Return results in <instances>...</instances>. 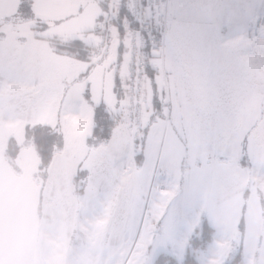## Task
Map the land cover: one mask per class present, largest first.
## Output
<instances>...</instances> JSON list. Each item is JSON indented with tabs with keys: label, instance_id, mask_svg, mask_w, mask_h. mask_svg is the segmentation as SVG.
Masks as SVG:
<instances>
[{
	"label": "snow or ice",
	"instance_id": "snow-or-ice-1",
	"mask_svg": "<svg viewBox=\"0 0 264 264\" xmlns=\"http://www.w3.org/2000/svg\"><path fill=\"white\" fill-rule=\"evenodd\" d=\"M252 91L264 94V0H0V113L49 128L90 116L111 141L127 99L125 158L151 169L144 210L172 191L169 149L207 150Z\"/></svg>",
	"mask_w": 264,
	"mask_h": 264
},
{
	"label": "crops",
	"instance_id": "crops-1",
	"mask_svg": "<svg viewBox=\"0 0 264 264\" xmlns=\"http://www.w3.org/2000/svg\"><path fill=\"white\" fill-rule=\"evenodd\" d=\"M95 41L96 37L92 45ZM263 106L264 94L250 92L235 111L230 130L207 150L193 147L188 154L192 156V164L175 166L178 174L172 179V182L176 179L179 187L188 184L189 213L195 218L193 222L199 226L205 218L215 229V243L222 240L213 247L236 242L244 258L242 264H261L259 257L264 255V211L254 195L261 190L257 178L264 175V119L259 124V133L256 127ZM122 121H125V101L113 140L93 148L94 151L88 145L92 128L90 116L87 120L74 117L69 127L55 128L62 138V153L44 170L39 169V159L31 148L35 158L32 168L37 172L35 180L12 167L6 149L16 135L25 139L27 125H48L51 121L12 110L0 113V264H60L67 242L75 238L92 241L110 237L109 232L98 229V225L105 226L106 219L120 210L121 203L110 194L119 190L124 195L130 191V184L138 182L140 173L131 157L125 158L124 145L130 140ZM245 138L251 139V143L248 142L249 168L241 159ZM202 157H211L216 163L204 165ZM78 173L86 177L82 193L88 187L101 197L98 208L94 209L89 197L81 204L78 201ZM177 176H180L178 180ZM89 208L94 209L92 215L87 212ZM120 211L125 223L130 211Z\"/></svg>",
	"mask_w": 264,
	"mask_h": 264
},
{
	"label": "rangeland",
	"instance_id": "rangeland-1",
	"mask_svg": "<svg viewBox=\"0 0 264 264\" xmlns=\"http://www.w3.org/2000/svg\"><path fill=\"white\" fill-rule=\"evenodd\" d=\"M87 26L89 28L92 26L90 17L88 18ZM77 35L82 37L85 44H93L94 42L95 36H92L88 32H81ZM69 39L71 37L62 34L57 37V40L64 42H67ZM258 115L261 120H258L256 123V127H259L257 133L260 132L261 126L259 124L264 119V106L263 111H260ZM162 131L163 129H160L157 132L158 136ZM15 140L17 145L25 142V139H21L20 135H16ZM248 142L251 143L250 138L245 143L246 155H248L250 146ZM243 145L242 150L244 148ZM18 153L19 151L12 157L10 156V164L18 172L31 176L36 180L37 172L35 173L36 170L32 168V162L35 158L31 147L24 146L17 156ZM188 154L189 152L183 155L182 152H177L175 148L169 149V163L173 166V175L176 176V173L178 174L175 166L178 164L181 155L185 156L183 165L187 166L188 164H192V156L190 155L189 157ZM78 157H80L79 154L76 160H74V168L78 163ZM241 159H243V156ZM82 162H84L85 166L87 165V162ZM202 162L206 165L216 163V160L211 157H202ZM203 164L201 165L203 166ZM246 166L249 168L248 163ZM183 169L185 170L186 168ZM138 170L140 172L138 173L139 180L135 185L130 184L132 186L130 191L124 192V195L119 190L110 194L111 198L121 203L120 210L127 209L130 211V215H127L125 223L124 217H122L121 211L119 210L114 216L106 219L105 226L98 225L100 231L106 230V232L110 233L109 238L102 236L103 239L95 238L92 241L75 238L67 242L66 254L64 259H60V264H153L155 259L161 254L174 256L181 264L187 251L188 239L192 235V232L199 227L193 222L195 218L189 213L191 209L188 200V184H181V187H179L175 184V179L171 185L172 191L161 193V195L166 197V200L162 203H155L151 202V197L149 196L150 206L147 210H144V196L147 183L143 178L146 175H151V169L149 168L147 172L142 168H138ZM179 177L177 176V180ZM85 180L86 177H77L76 179L77 199L81 204L85 197H89L94 209H96L100 206L101 197L97 196L96 192L90 190L91 188L88 187L82 193V184ZM112 181L113 179L111 180V184ZM142 182L144 188L141 187ZM257 182H259V189L264 191V175H260L257 178ZM250 186H252L251 182ZM261 190L258 191V194L257 192L254 193V195L261 201V207L264 211V192ZM110 196L108 195V198ZM124 196L130 197V200H125ZM96 198L97 200H95ZM94 209L89 208L87 212L92 215ZM78 217H80L79 213L77 220ZM214 240L213 238L212 244L208 246L205 252L198 253L197 258L199 264H222L231 260L239 252L236 242L227 245H225L226 243H220L221 245L218 246V249V247H213ZM221 241L219 240L216 243ZM259 259L261 261L260 263L264 264V255L259 257Z\"/></svg>",
	"mask_w": 264,
	"mask_h": 264
},
{
	"label": "trees",
	"instance_id": "trees-1",
	"mask_svg": "<svg viewBox=\"0 0 264 264\" xmlns=\"http://www.w3.org/2000/svg\"><path fill=\"white\" fill-rule=\"evenodd\" d=\"M57 43H65L63 41L57 40ZM119 115V119L116 116ZM120 114L113 115V120L117 126L120 121ZM115 126V128H116ZM114 128V129H115ZM92 129V128H91ZM114 129L112 131H114ZM108 140L104 135L99 132L93 136L92 132L88 138V145L91 148H97L104 145ZM245 143L247 139L245 138L242 150V164L247 165L248 155H246ZM31 147L35 151L39 159V169L46 170L50 164L53 162L57 155L62 153V138L60 133L55 128H49L46 125H27L25 127V142L21 145H17L15 140L10 139L6 149L7 158L11 160V157L15 155L23 147ZM11 156V157H10ZM9 160V161H10ZM43 174V173H42ZM80 177V174H77ZM215 236V229L211 227L205 218H202L199 227H197L193 232L187 242V251L181 264H199L198 253L205 252L210 244H212L213 238ZM243 256L241 250L231 259L222 264H242ZM153 264H180L177 258L174 256L159 255Z\"/></svg>",
	"mask_w": 264,
	"mask_h": 264
},
{
	"label": "built area",
	"instance_id": "built-area-1",
	"mask_svg": "<svg viewBox=\"0 0 264 264\" xmlns=\"http://www.w3.org/2000/svg\"><path fill=\"white\" fill-rule=\"evenodd\" d=\"M97 44H98V37H96V41H95L91 51H93L94 53H96L99 56V55L103 54V47H96ZM133 103H135V97H133ZM127 104H128V101L126 99L125 100V107H126V109H125V121H127V118H128V115H129V111L127 109Z\"/></svg>",
	"mask_w": 264,
	"mask_h": 264
}]
</instances>
